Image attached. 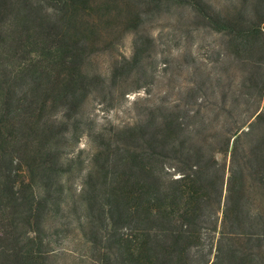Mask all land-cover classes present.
<instances>
[{
  "label": "trees",
  "instance_id": "trees-1",
  "mask_svg": "<svg viewBox=\"0 0 264 264\" xmlns=\"http://www.w3.org/2000/svg\"><path fill=\"white\" fill-rule=\"evenodd\" d=\"M1 4L16 18L0 23V264H53L46 223L66 191L82 199L91 264H264V137L247 140L249 118L220 126L195 103L186 120L167 114L123 132L136 145L95 133L91 156L76 164L66 148L100 77L89 51L106 41L120 0ZM196 5L236 46L246 35L264 40V0L224 15ZM75 173L81 183L70 186Z\"/></svg>",
  "mask_w": 264,
  "mask_h": 264
},
{
  "label": "rangeland",
  "instance_id": "rangeland-1",
  "mask_svg": "<svg viewBox=\"0 0 264 264\" xmlns=\"http://www.w3.org/2000/svg\"><path fill=\"white\" fill-rule=\"evenodd\" d=\"M14 1L0 3L7 9ZM23 1L40 5L44 0ZM198 2L203 11L212 14L210 5L223 15L233 13V7L249 11L254 4V0H120L122 12L112 17L106 41L89 51L88 69L100 77L82 107L80 128L74 130L66 148L78 154L76 164L91 156L99 141L95 133L116 138L119 144L136 145L137 139L122 137L123 132H135L167 114L186 120L188 109L197 108L195 103L203 105L200 116L212 122L217 118L220 126L226 116L249 118L244 127L251 126L248 141L264 137V40L246 35L245 43L236 46L233 35L207 26L210 21L201 18ZM15 18L16 10L8 8L0 14V23L5 27ZM114 68L115 77L109 73ZM215 103H225L230 112L212 107ZM260 110L261 118H255ZM223 144L217 138L213 145ZM216 157L227 174L229 153L221 151ZM74 175L70 186L81 183ZM59 204L46 223L53 264H91L89 240L94 235L79 192L66 191Z\"/></svg>",
  "mask_w": 264,
  "mask_h": 264
}]
</instances>
